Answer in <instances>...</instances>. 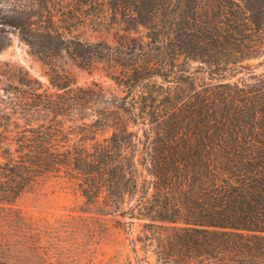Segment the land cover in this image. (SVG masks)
Listing matches in <instances>:
<instances>
[{
	"label": "trees",
	"instance_id": "1",
	"mask_svg": "<svg viewBox=\"0 0 264 264\" xmlns=\"http://www.w3.org/2000/svg\"><path fill=\"white\" fill-rule=\"evenodd\" d=\"M12 33L52 89L0 63V264L72 258L78 216L19 206L50 183L138 222L155 264H264V0H0V52Z\"/></svg>",
	"mask_w": 264,
	"mask_h": 264
},
{
	"label": "rangeland",
	"instance_id": "2",
	"mask_svg": "<svg viewBox=\"0 0 264 264\" xmlns=\"http://www.w3.org/2000/svg\"><path fill=\"white\" fill-rule=\"evenodd\" d=\"M112 32L98 33L86 28L84 31H76V34L92 41H112ZM3 62L23 68L31 77L37 78L43 88L51 91L49 65L31 54L14 33L10 45L0 52V63ZM55 64L70 74L77 85L98 82L104 88L117 92L114 83L100 67L82 68L66 56L58 59ZM137 129V126L130 127V130ZM19 206L27 216L36 219L53 220L66 215L79 217L78 226L83 232L71 235L73 249L68 264H155L154 255L150 251L144 252L139 243L134 241L140 230L138 222L130 227L126 222L128 219L124 217L83 212V198L70 189L51 183L44 184L27 193L19 201ZM27 263L31 264L30 261Z\"/></svg>",
	"mask_w": 264,
	"mask_h": 264
}]
</instances>
